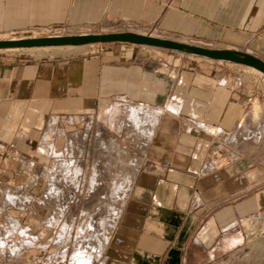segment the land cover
Segmentation results:
<instances>
[{
  "label": "crops",
  "instance_id": "1",
  "mask_svg": "<svg viewBox=\"0 0 264 264\" xmlns=\"http://www.w3.org/2000/svg\"><path fill=\"white\" fill-rule=\"evenodd\" d=\"M119 25L264 59V0H0V33ZM163 54L131 43L0 54V143L15 144L0 179L33 178L37 164L84 165V147L131 127L129 107L149 114L137 123L144 163L98 264H213L242 245L245 223L264 227L263 96L256 122L254 89L226 66L181 69ZM213 145L233 154L227 164L212 161Z\"/></svg>",
  "mask_w": 264,
  "mask_h": 264
},
{
  "label": "rangeland",
  "instance_id": "2",
  "mask_svg": "<svg viewBox=\"0 0 264 264\" xmlns=\"http://www.w3.org/2000/svg\"><path fill=\"white\" fill-rule=\"evenodd\" d=\"M113 30L138 31L147 34L154 32L173 40L181 39L186 43H196L193 40L188 42L185 37L178 34L136 26L125 28L121 25L92 26L91 28L86 26L63 27L59 30H19L0 33V40L91 32L105 33V31ZM117 43L31 50L5 49L0 50V54L12 53L42 58L74 54L78 51L89 52L95 49L106 51L110 47L130 45L125 42ZM134 46L153 49L156 53H164L166 60L181 69L194 67L203 70L207 68V61L215 67L226 66L224 71L227 74L237 75L240 81L252 86L259 114L262 111L257 95L264 98V76L259 72L239 63L224 60L219 62L186 51L143 46L136 43ZM131 109L132 107H129L130 111L122 115L124 120L129 121L131 127L124 128L118 136L117 133L122 130H114L116 135L106 146L99 144L83 148V153L87 155L84 165L68 162L58 164L47 171L45 166L37 164L29 171L33 178L26 174L15 180L11 179V176L0 179V264H98L96 258L102 252L99 253L96 248L97 243L108 231H110L108 241L111 239L113 228L126 210L125 202L132 193L129 189L136 182L139 168L144 163L140 158L141 147H139L143 144H139L138 140L144 138L142 135H145V132H143L144 128L140 127L131 116ZM260 120L259 118L256 122ZM259 138L261 142H264V135ZM222 151V156L217 158L219 161L216 160L218 166L227 164L233 155L224 148ZM81 165H83V171ZM44 172L45 177L48 178L47 181L37 182L36 178ZM80 172L86 176L81 177ZM51 183L57 186L54 195H50L52 194L50 192ZM245 227L247 233L242 245L213 264H264V227L250 223H245ZM2 230L8 231V234H2ZM65 231L68 232L65 233ZM87 231L90 239L93 238L86 242L89 250L83 253L78 252L81 238ZM64 249L65 252H63Z\"/></svg>",
  "mask_w": 264,
  "mask_h": 264
},
{
  "label": "water",
  "instance_id": "3",
  "mask_svg": "<svg viewBox=\"0 0 264 264\" xmlns=\"http://www.w3.org/2000/svg\"><path fill=\"white\" fill-rule=\"evenodd\" d=\"M125 42L140 44L143 46H154L172 50L186 51L201 57L214 60H224L232 63H239L245 66H252L264 73V59L257 57L251 52L240 49L213 48L195 43L176 41L166 37L154 36L151 33L129 32L124 30L105 31V33H77L34 37H19L0 40V50L7 48H34L48 46H81L95 43Z\"/></svg>",
  "mask_w": 264,
  "mask_h": 264
},
{
  "label": "bare ground",
  "instance_id": "4",
  "mask_svg": "<svg viewBox=\"0 0 264 264\" xmlns=\"http://www.w3.org/2000/svg\"><path fill=\"white\" fill-rule=\"evenodd\" d=\"M137 32V31H136ZM140 33H142V32H140ZM145 34H147V33H145ZM151 34H153L154 36H157L156 35V33H151ZM158 37H160V36H158ZM162 37H164V36H162ZM166 38H168V37H166ZM175 40V39H174ZM177 41V40H176ZM178 41H180V40H178ZM183 42V41H182ZM48 47H60V46H48ZM48 47H34V48H48ZM68 47H74V46H68ZM154 47V46H153ZM34 48H23V49H26V50H31V49H34ZM7 49H13V50H19L20 48H7ZM245 66V65H244ZM246 67H248V68H250L251 70H253V71H256V72H259L260 74H262L263 76H264V73L263 72H260L259 70H257L256 68H254V67H252V66H246ZM143 110H138V109H134V108H132L131 109V116L135 119V121H137V123L140 121V119H141V117H144V118H149V114L148 113H146V112H142ZM252 111H253V117H254V119H256V120H258L259 118H260V115H259V111H258V104L256 103V105H255V107L252 109ZM151 114V113H150ZM143 121V120H142ZM146 122V121H145ZM139 124V123H138ZM140 124H142V123H140ZM143 125V124H142ZM147 125V124H146ZM143 128V127H142ZM210 129H212V130H215V128L214 127H211ZM216 131V130H215ZM223 149V148H222ZM222 149L220 148V146L218 147V146H216V145H213V148H212V150H211V152H212V157H211V159H212V161H216L217 160V158H219V157H221L222 156V154H223V151H222ZM226 152H224V154H225ZM65 166V165H64ZM95 179V178H94ZM52 184V187H50L51 189V191L50 192H52V194H50V195H54V194H56V191L55 190H57V189H55V188H57V186H56V184H53V183H51ZM49 189V188H48ZM58 194V193H57ZM52 197V196H51ZM63 210V209H62ZM66 226V225H65ZM15 227V226H14ZM14 229V228H13ZM90 230V229H89ZM88 230V231H89ZM2 231H4V230H2ZM11 231V230H10ZM88 231L87 232H84V236L81 238L82 240L80 241V243H79V246H80V251H78V252H81V253H83V252H86L87 250H89V248H88V245H87V241L88 240H92V239H90L91 237H90V235L88 234ZM66 232H68V231H65V233ZM92 231H91V235H92ZM109 235H110V231H108V232H106V235L103 237V239H101V240H99V242L97 243L98 245H97V249H98V251H99V253H101V252H103L104 250H105V248H104V246H105V244H106V242L108 241V238H109ZM84 243V244H83ZM86 243V244H85ZM78 246V247H79ZM77 247V248H78ZM97 251V252H98ZM63 252H65V249H64V251ZM98 254V253H97ZM98 256H100V255H97V257ZM90 258V257H89ZM76 259V258H75ZM91 259V258H90ZM97 259V258H96ZM77 260H79V259H77Z\"/></svg>",
  "mask_w": 264,
  "mask_h": 264
},
{
  "label": "built area",
  "instance_id": "5",
  "mask_svg": "<svg viewBox=\"0 0 264 264\" xmlns=\"http://www.w3.org/2000/svg\"><path fill=\"white\" fill-rule=\"evenodd\" d=\"M211 133H215V130L208 129ZM15 148L14 143H10L8 145H4L0 143V157L8 156V154H12Z\"/></svg>",
  "mask_w": 264,
  "mask_h": 264
}]
</instances>
